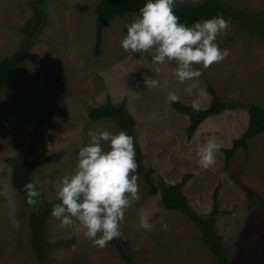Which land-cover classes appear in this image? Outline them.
<instances>
[{
	"label": "rangeland",
	"instance_id": "374dc122",
	"mask_svg": "<svg viewBox=\"0 0 264 264\" xmlns=\"http://www.w3.org/2000/svg\"><path fill=\"white\" fill-rule=\"evenodd\" d=\"M99 1L0 0V61L17 51L40 21L31 37L29 58L15 67L0 92V264H38L30 246L28 209L11 181L13 160L24 157L32 129L40 122L42 142L36 157L49 168L33 173L41 192L38 206H50L59 202L55 185L74 172L79 149L90 142L88 133L121 131L112 120L89 118L90 110L108 97L113 104L124 105L143 163L154 179L173 184L191 174L181 192L200 215L210 213L217 190L216 227L230 264H264V207L249 197L254 192L264 198V133L249 140L248 155L238 148L224 170L223 149L247 128V109L210 116L189 138L188 116L167 99L174 92L179 102L205 109L211 98L207 85H212L224 101L264 108V36L254 33L252 20L243 24L227 19L230 27L216 43L230 51L228 57L207 69L196 65L202 75L180 82L173 74L174 61L159 66L157 74L150 54L136 58L122 49L127 26L137 17L134 13L107 24L95 55ZM201 1L176 0L175 6ZM223 1L264 23V0ZM146 76L158 79L159 87L148 90L143 83ZM209 140L221 145L214 170L197 163L198 148ZM104 149L108 150L107 142ZM138 185L140 198L125 211L123 236L118 238L132 264H216L197 226L181 211L166 210L160 195H148L143 176H138ZM144 222L152 225L150 231L141 226ZM45 239V264H130L111 242L103 249L93 247L78 225L61 227L52 216Z\"/></svg>",
	"mask_w": 264,
	"mask_h": 264
},
{
	"label": "clouds",
	"instance_id": "9594fccd",
	"mask_svg": "<svg viewBox=\"0 0 264 264\" xmlns=\"http://www.w3.org/2000/svg\"><path fill=\"white\" fill-rule=\"evenodd\" d=\"M175 4L176 0H147L127 26V34L120 44L130 54H150L153 64L157 65V74L161 71L159 66L174 61L175 77L180 82L192 81L202 75L196 65L207 69L230 54L216 43L220 35L227 33L230 21L217 14L189 26L180 22L174 12ZM143 83L148 90L160 85L158 79L147 76ZM167 99L176 102L178 96L169 92ZM88 135L90 142L79 149L74 172L62 176L55 185L59 202L52 206L51 216L60 221L61 227L78 225L93 247L103 249L114 238L123 236L121 223L125 211L140 198L138 176L133 175L138 164L134 138L125 131L113 134L99 130ZM105 142L108 150L104 149ZM220 148L215 140L201 145L196 153L198 165L214 170ZM24 188L26 203L39 212L38 203L42 201L37 184L29 182ZM141 226L152 229L147 222Z\"/></svg>",
	"mask_w": 264,
	"mask_h": 264
},
{
	"label": "trees",
	"instance_id": "16d2710c",
	"mask_svg": "<svg viewBox=\"0 0 264 264\" xmlns=\"http://www.w3.org/2000/svg\"><path fill=\"white\" fill-rule=\"evenodd\" d=\"M43 2V0H39ZM147 2V0H100L95 6L96 13V41L94 45L95 55H99V50L102 43V35L108 23L113 21L117 16L126 13L139 14V9ZM175 14L180 18V22L191 26L195 21H202L203 19H211L217 14L227 19H234L245 23L246 20L255 22L254 33L264 36V23L254 20L253 17L246 15L243 12L232 9L223 0H203L198 3L184 2L176 5L174 8ZM40 25L38 21L26 38L22 45L12 53L5 56L0 61V92L8 85L11 74L15 67L24 60H27L30 55L31 37L36 32ZM136 58L142 54L132 53ZM40 72L45 73L46 77L54 83L55 80L48 73L38 68ZM208 93L210 94V103L205 109H199L193 106H188L182 102H172L173 108L188 116L189 125L187 127V136L190 138L196 131L198 126L208 117L218 115L225 110L246 108L249 115L248 126L243 133L232 141L229 148L223 149L224 153V170L230 166V162L235 151L242 148L246 155L249 153V140L264 133V108L254 103L231 102L224 101L212 85H207ZM89 118L92 121H100L109 119L115 122L121 131H125L128 135L134 138L135 160L138 164V169L133 175L143 176L144 181L148 187V195H160L162 204L166 210H179L191 222H193L200 232V238L205 243L211 254L216 260V264H230L226 248L223 244L221 236L218 234L216 227L218 208V194L217 190L213 194L214 203L212 210L208 215H200L195 212L187 197L181 192L183 186L190 179L191 174H184L180 181L173 184H165L152 177L150 171L145 167L142 155L139 151L137 140L134 134V129L131 120L124 111V105H115L108 97L105 104L102 106L93 107L89 112ZM40 122L32 129L30 144L22 159L13 160V169L11 181L13 187L22 196L24 204L28 209V223L30 230V246L38 261V264H45L46 250L48 248L45 239V226L48 219L51 217L52 206H43L36 212L30 208L26 203V192L24 186L29 182H34L33 173L36 168L41 166L44 161L36 157L37 147L42 142V137L38 134ZM249 197L257 199L258 204L264 207V198H260L254 192H249ZM58 203V202H57ZM111 243L115 246L121 258L127 263L132 264L134 261L128 254L123 243L114 238Z\"/></svg>",
	"mask_w": 264,
	"mask_h": 264
},
{
	"label": "crops",
	"instance_id": "0c3cea01",
	"mask_svg": "<svg viewBox=\"0 0 264 264\" xmlns=\"http://www.w3.org/2000/svg\"><path fill=\"white\" fill-rule=\"evenodd\" d=\"M93 122V121H92ZM94 122H97V121H94ZM100 122H101V120H100ZM74 144H77V142H74ZM76 149V148H75ZM46 163H44V164H42L41 166H39L36 170H37V172L38 171H42V172H46V171H48L49 170V168H47L46 166ZM35 170V171H36ZM34 177V176H33Z\"/></svg>",
	"mask_w": 264,
	"mask_h": 264
}]
</instances>
